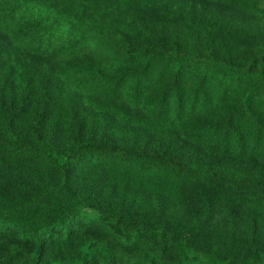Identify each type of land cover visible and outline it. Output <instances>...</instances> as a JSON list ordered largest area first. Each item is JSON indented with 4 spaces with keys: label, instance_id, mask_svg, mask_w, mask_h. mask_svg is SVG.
<instances>
[{
    "label": "trees",
    "instance_id": "trees-1",
    "mask_svg": "<svg viewBox=\"0 0 264 264\" xmlns=\"http://www.w3.org/2000/svg\"><path fill=\"white\" fill-rule=\"evenodd\" d=\"M0 264H264V0H0Z\"/></svg>",
    "mask_w": 264,
    "mask_h": 264
}]
</instances>
